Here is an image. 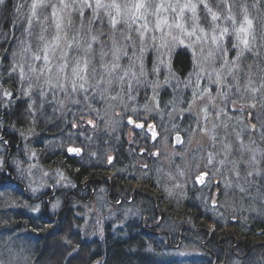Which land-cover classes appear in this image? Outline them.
Masks as SVG:
<instances>
[{
	"label": "rangeland",
	"instance_id": "374dc122",
	"mask_svg": "<svg viewBox=\"0 0 264 264\" xmlns=\"http://www.w3.org/2000/svg\"><path fill=\"white\" fill-rule=\"evenodd\" d=\"M100 2L118 5L119 13L112 7L97 9L96 0H27L23 40L9 54L4 53L0 61V114H10L16 101H24V118L35 119L40 126L58 117L57 122H49L53 130L46 151H58L64 145L67 153L69 148H80L83 155L78 158L79 164L105 165L115 175L118 163L116 149H112L118 145V137L128 144H136L139 138L145 143L144 133L133 135L130 122L144 129L153 121L149 115H155L161 126L160 140L153 136L152 146L143 144L136 166L117 170L118 174L154 178L172 207L180 209L187 202L192 209L208 214L212 237L222 217L209 209L208 191L214 180L221 183L223 211L230 210L231 200L240 193L235 189L241 186L247 204L257 208L247 209V215L264 221V183H260L262 179L264 182V9L260 8L264 2ZM139 3L144 7L137 12L135 5ZM111 19L118 21L115 26ZM179 52L188 54L193 63L180 76L173 68ZM160 95L162 107L156 101ZM248 115L253 117L254 132ZM70 117L73 118L67 121ZM80 118L81 132L72 121L81 122ZM68 124L71 131L65 129ZM3 126L6 132H15L10 125L0 124ZM31 128L17 132L27 148L19 151L20 158L7 161L11 175L0 173L1 182L11 183L9 188L0 186V224L4 233L12 228L4 223L7 216L22 212L38 217L43 201L51 208V213L46 214L51 220L62 207L63 199L58 194L71 191L68 175L60 169L46 170L41 166L34 146L39 133ZM177 135L183 139L179 147L173 144ZM2 139L0 135V143ZM100 139L108 140L104 141L106 151ZM1 150L0 169H4L5 155ZM149 152H155L157 161L146 170L153 158L147 157ZM207 173L211 180L202 189ZM3 189L10 190L6 193ZM189 192L192 196L188 197ZM106 198L107 194L100 191L80 206L82 210L76 215L87 222L83 228L86 238L102 239L106 227L118 235L120 229L140 223L144 205H135L130 198L129 206L117 203L110 208ZM93 215L95 225L90 224ZM159 222L146 223L142 228L173 264L208 258L194 238L177 246L178 234L172 232L167 234L170 244L163 243L169 239L163 238L166 232ZM225 225L226 221L222 223ZM55 226L52 224L51 230ZM32 241L37 250L43 245L24 231L0 236V264H34L29 260L31 253L24 251ZM171 245L177 248L170 249ZM258 262L263 264V257H258Z\"/></svg>",
	"mask_w": 264,
	"mask_h": 264
},
{
	"label": "trees",
	"instance_id": "16d2710c",
	"mask_svg": "<svg viewBox=\"0 0 264 264\" xmlns=\"http://www.w3.org/2000/svg\"><path fill=\"white\" fill-rule=\"evenodd\" d=\"M262 1L264 2V0ZM26 7L27 0H4V3L0 5V61L3 60L4 53L9 54L16 44L23 40L24 36L21 34L26 24L24 19H28ZM262 7L264 9V3L260 5V8ZM190 67L191 61L188 54L179 52L175 55L173 68L179 76L186 74ZM12 103L14 102L12 101ZM15 104L16 107L13 106L11 113H7L2 121V124L10 125L16 132L7 131L2 135L3 142L0 143V149H2L1 153L5 155L6 161L4 160V162L7 163L9 160L13 162L20 158L19 151L23 147H27L25 143H21L19 139L21 133L17 132L22 131V128L31 126L39 133L38 143H35L34 146L41 158V166L46 170L60 169L72 181L71 191H61L58 194V197L63 199L62 207L56 215L52 216L51 220L46 215L49 212L51 213V208L43 201L42 211L38 217L29 216L27 213L22 212L15 217L7 216L4 223L7 228L12 227L7 231L8 233L2 232L4 227L0 224V236L7 235L8 237L10 234L24 231L28 237L37 238L36 243L43 244L42 247L38 248L39 250H37L33 241L25 245L24 251L31 253L29 260L32 259L31 261L34 264H173L168 256L164 257L161 254L162 252L155 246L157 242L142 228V225L156 223L161 218L163 220L161 229L164 228L166 232L162 235L165 240L169 239L167 234L175 232L174 235L178 234L179 237L182 228L189 227V229L182 232L183 243L194 238L193 240L196 243L201 244L200 249L209 259H198L197 262L191 260L178 264H198L200 262L202 264H231L232 262L237 264H260L258 257L260 259L263 257L264 264V221L256 220L247 215L248 218L242 217L243 220H246L245 223H238V226H246V229L238 227L232 233H228L225 229H221L224 227L222 223L227 221V217L222 216L219 218L221 220L217 232L211 240L208 226L211 224L212 219L205 218L195 209L193 211L187 202L180 209L172 207L164 198L163 188L161 190V186L155 183L154 178L139 179L140 177L137 175L133 177L131 174L124 176L117 173V170L120 172L127 166H136V161L138 162L141 159L139 149L145 144L143 141L138 140L143 138H139L134 144L135 146H131L124 142L121 137H118L116 148L113 147L114 143L109 141L110 147H113L112 152L116 149L115 161L118 165L117 169L114 170L115 175L105 165L88 167L79 164L81 158L70 157L66 152L65 145L58 151H52V149L46 151L50 148L48 139L51 138L53 130V128H50L51 124L49 122L54 120L57 122L58 117L49 122L46 121L49 125H46V122L43 121L44 124L40 126L35 119L30 121L29 118H24L26 116V102L16 101ZM71 118L73 117L67 118V121ZM56 122L54 123L56 124ZM65 129L71 131L69 124ZM72 132H75L74 128H72ZM100 140V146L106 151L104 141L108 140ZM103 161L105 160L103 159ZM10 185L9 182L0 181L1 189L9 188ZM85 185L88 186L86 190L83 189ZM7 190L10 189H3L4 192ZM93 191L94 193L104 191L108 196L105 203L110 208H113L117 203H122V206H129V204H132L131 201L128 202L130 198L135 202V205H144L141 207L139 215L140 223L129 225V228L126 227L127 229H120L118 235L113 234L109 231V227H106L102 239L99 237L86 238L83 235V228L87 222L76 214L82 210L80 206L87 203V198L89 200L94 195ZM187 196H192V192L187 193ZM15 199L17 198L15 197ZM246 209L257 208L248 203ZM96 220L95 215H93L90 218V224L95 225ZM52 224H56V226L51 230ZM133 230L135 231L134 234H132ZM193 230L197 233L194 234ZM258 231L262 232L260 236H258ZM224 238H228V240H224ZM236 242L239 243L238 247H235ZM145 250L147 253L142 254ZM246 253H248V256L245 260H239L236 257H243ZM148 256L156 258L157 261L153 260L151 262ZM174 264L177 263L174 261Z\"/></svg>",
	"mask_w": 264,
	"mask_h": 264
},
{
	"label": "flooded vegetation",
	"instance_id": "af4514ba",
	"mask_svg": "<svg viewBox=\"0 0 264 264\" xmlns=\"http://www.w3.org/2000/svg\"><path fill=\"white\" fill-rule=\"evenodd\" d=\"M191 64L193 65V63H191ZM204 89L207 90L206 88H204ZM156 101L159 104H161V107H162V105H163V98H162L161 95H160V97L158 99H156ZM159 110L161 112L162 109L160 108ZM5 115H7V112L6 111L5 112H2L0 114V124H2V121H3ZM155 118H156L155 115H149V119H151L153 121H151L146 127H144V129L143 128L137 129L136 128V125H133V128H130V130L133 133V135L134 134H137V133L138 134H143L144 133V138L146 140V142H145V145L146 146H152L151 144L153 143V136H155V138H157L158 140H160V138L162 136L161 135V126H160L159 120L158 119H155ZM252 118H253L252 115H248L247 116V121H248V123L251 126L250 128L254 132L256 126H255V124H252L253 123L252 122ZM254 119H255V117H254ZM80 120H81V122H79L77 120H74V123H75L74 128L77 130V128L79 126V131L81 132V131H83L82 130L83 129L82 128V125H83L82 124V118H80ZM150 125L155 130H152V128H149L148 126H150ZM5 129L6 128L4 126L3 127H0V135L1 136L6 132V131H4ZM129 145L133 146L134 144H129ZM149 151H150V149H149ZM140 152L141 151H139V154H140ZM144 153H146V152H144ZM147 157H153L155 159L150 158V162H148V166H146V168H147L146 170H148L149 168H151V167H149V164L152 165V164L155 163V161H157V159H156L157 158V155L155 154V152H153V153L149 152V154H148ZM146 162H147V160H146ZM6 165H7V163L4 164V169H0V173L4 172L3 174H6L7 176H10L11 175L10 173H11L12 170H11V168H9ZM263 169H264V167H263ZM239 172H241V171H239ZM0 175H2V174H0ZM205 175H206V178L204 180V183L200 186V187H202V189H205V187L209 185L210 180H211L210 174L207 173ZM263 177L264 176H262V178ZM262 181H263V179L260 180V183H264ZM195 185L198 186L197 184H195ZM86 188H88L87 185H85L83 187L84 190H86ZM195 189H198V188H195ZM235 190H240V193L238 194L239 197L233 198L231 200V203L229 204L230 210H227V211H223L220 208L221 199L223 198V194H222L223 191H222V187H221L220 181L219 180H214L213 181V186L208 191V196H209L208 198H209V201H210V208L209 209L211 211L213 210L215 213H219L220 216H226L227 217L226 225L223 228H221V229H225L226 231H228V233H232L238 227H241L242 229H246L247 228L246 226H244V227L238 226V223L239 222L240 223H245L246 222V220H243L242 219V217H247V209H246V207H247L248 204H247V199L245 197V192L243 191V187H241V186L240 187H237ZM93 193H94V191H93ZM244 207H245V209H244ZM195 210L198 211V212H200V214L202 216H205V218H207V215L208 214L206 215V214L202 213L200 210H197V209H195ZM195 210L193 209V211H195ZM162 221L163 220L161 218L159 224H161ZM186 229H189V227H183L182 228V231H181V233L179 235L178 245L177 246H179L180 244H182V242H183V237H182V234L183 233L182 232L185 231ZM193 233L196 234L197 231L193 230ZM261 234H262V232L261 231H258V236H260ZM211 237L212 236H210V238ZM170 240H171V237H169V242H167V241L164 242L163 240H162V242L163 243H166L168 245V243L170 244ZM211 240H212V238H211ZM224 240H228V238H224ZM260 244H261V242H260ZM177 246L176 247H173L171 245L170 248L172 247V249H174V248H177ZM238 246H239V243L236 242L235 247H238ZM225 254L227 255L226 252H225ZM247 256H248V253H246L243 257H240V256H236V257L239 260H245V259H247Z\"/></svg>",
	"mask_w": 264,
	"mask_h": 264
},
{
	"label": "snow or ice",
	"instance_id": "6c2138e0",
	"mask_svg": "<svg viewBox=\"0 0 264 264\" xmlns=\"http://www.w3.org/2000/svg\"><path fill=\"white\" fill-rule=\"evenodd\" d=\"M3 3H4V0H0V5H2ZM85 6H87V7H91V5H88V4H85ZM33 7L35 8V5H33ZM95 7H96L97 9H99V8H101V7H112V8H114V9H116L117 13H119V6L116 5V4H112V5H110V6H105V5H102V4H101L100 0H96ZM143 7H144V4H143V3H139V4H136V5H135V8H136V11H137V12H139L140 9L143 8ZM53 14L55 15V13H53ZM117 22H118V21L115 20V19H111V20H110V23H111L113 26H115V25L117 24ZM165 23H166V21H165ZM57 27L59 28V24L57 25ZM225 31H227V30L225 29ZM241 31H243V29H241ZM190 35H191V34H190ZM181 43H182V41H181ZM244 43L247 44V41H244ZM68 151H69V152H72V153L79 154V152H78L77 149L70 148V149H68Z\"/></svg>",
	"mask_w": 264,
	"mask_h": 264
},
{
	"label": "water",
	"instance_id": "95a60500",
	"mask_svg": "<svg viewBox=\"0 0 264 264\" xmlns=\"http://www.w3.org/2000/svg\"><path fill=\"white\" fill-rule=\"evenodd\" d=\"M130 123H131V125H134L133 122H130ZM135 125H136V127L139 128V125H137V124H135ZM173 144H174L175 147H179V146H181V145L183 144V139H182V137H181L180 135L175 136V137L173 138ZM69 149H70V148H69ZM73 149H76V148H73ZM77 150H78L79 154L72 153V152H69V151H68V154L74 156L75 158H79V157H81V156L83 155V151H82V149H80V148H77Z\"/></svg>",
	"mask_w": 264,
	"mask_h": 264
}]
</instances>
